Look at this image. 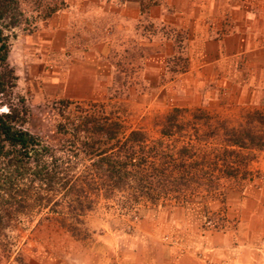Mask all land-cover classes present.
<instances>
[{
	"label": "crops",
	"instance_id": "obj_1",
	"mask_svg": "<svg viewBox=\"0 0 264 264\" xmlns=\"http://www.w3.org/2000/svg\"><path fill=\"white\" fill-rule=\"evenodd\" d=\"M61 2L19 38L28 78L43 82L49 96L99 98L113 80L131 78L130 95L147 96L154 115H175L181 132L212 131L183 145L249 154L242 174L221 173L240 185L225 192L221 227L200 226L222 204L214 189L205 190L201 202L139 220L130 244L111 236L92 243L93 264H264V0Z\"/></svg>",
	"mask_w": 264,
	"mask_h": 264
},
{
	"label": "rangeland",
	"instance_id": "obj_2",
	"mask_svg": "<svg viewBox=\"0 0 264 264\" xmlns=\"http://www.w3.org/2000/svg\"><path fill=\"white\" fill-rule=\"evenodd\" d=\"M19 2V11L24 18L35 16L37 6L44 5L45 0H41L39 4L38 0ZM39 23L40 21H36L15 27L13 29L15 37L11 40V54L8 53V62L17 75L15 96L23 97L28 108L24 128L40 137L46 144L55 147L65 144L66 140L70 139L80 143L83 134L79 130L82 128H108L110 132L115 133L114 138H108L103 133L95 134L89 139V142H92L97 138L104 143L103 146H109L117 138H124L132 130H139L145 134V141L142 144L144 150L156 154L155 158L149 159L153 162L144 166L143 170L153 176L157 169L164 167L165 174L170 177H165L163 185L158 176L150 178L148 194L142 195L141 186L135 182L119 190H111L112 193L108 197L102 195L103 191L92 195L91 209L77 219L53 214L44 209L32 216L24 214L12 221L3 222L0 224V264H93L92 243L101 242V239L111 236L126 245L130 244L132 227L139 220L150 218L155 212L161 214L165 208L170 209L171 206L201 202L210 195L209 192H204L205 190L214 189L212 195L217 196L222 204L214 212H205L200 221L201 228L211 230L225 224L228 220L227 208L223 202L225 192L240 185H236L234 177L222 175L242 174L241 159L249 154L231 155L229 152L231 149L219 146H215L217 151H213L212 145H183L181 141L185 142L187 136L203 139L202 137L210 136L212 131L197 132L189 128L181 132L180 123L166 119L160 114L154 115L155 106L147 96L142 92L130 95L131 91L127 89L133 86L131 78L120 82L113 80L105 96L99 98L69 100L49 96L43 82L35 83L28 78L27 66L21 62L19 50V38L32 32ZM59 125L73 126L75 133L73 136L63 135L58 132ZM163 130H167V136L162 134ZM227 135L228 130H225V136ZM258 135H249L250 141L255 142ZM258 147L263 148L264 141L258 144ZM181 148H187V155L194 154L195 158L184 162L185 166H182L180 171L188 172V177L178 181L180 172L175 166L181 164L177 153ZM88 152L92 154L91 150ZM215 153L221 154L220 160L217 161L214 157ZM174 158L176 160L172 161ZM229 160L232 163H229ZM233 160L241 162L236 164ZM252 174L248 177L256 178ZM97 181L101 182V179Z\"/></svg>",
	"mask_w": 264,
	"mask_h": 264
},
{
	"label": "trees",
	"instance_id": "obj_3",
	"mask_svg": "<svg viewBox=\"0 0 264 264\" xmlns=\"http://www.w3.org/2000/svg\"><path fill=\"white\" fill-rule=\"evenodd\" d=\"M40 2L38 0V4ZM19 4V0H0V224L20 215L32 216L44 209L77 219L91 209L93 200L90 197L102 191V195L108 197L111 190L137 182L141 186L140 193L148 194L149 179L154 176H158L163 185L165 177H170L165 174L166 168L157 169L153 176L143 170L156 155L144 150V132L132 130L124 138L103 146L97 138L92 142L89 139L103 133L114 138L115 133L108 128L89 129L86 126L79 130L83 134L80 143L70 139L55 147L24 128L28 108L23 97L15 96L17 75L8 62L11 40L15 37L13 29L36 21L44 22L62 2L45 0L44 5L37 6L35 16L24 18ZM167 119L175 120V115ZM58 130L63 135L75 133L73 126L59 125ZM164 131L162 134L167 135V130ZM177 153L178 158L187 155V148ZM180 161L181 164L175 166L180 172L178 181L188 177V172L180 171L185 166Z\"/></svg>",
	"mask_w": 264,
	"mask_h": 264
},
{
	"label": "built area",
	"instance_id": "obj_4",
	"mask_svg": "<svg viewBox=\"0 0 264 264\" xmlns=\"http://www.w3.org/2000/svg\"><path fill=\"white\" fill-rule=\"evenodd\" d=\"M254 177H261V175H258V174H252ZM217 264H228L226 262H221V263H217Z\"/></svg>",
	"mask_w": 264,
	"mask_h": 264
}]
</instances>
